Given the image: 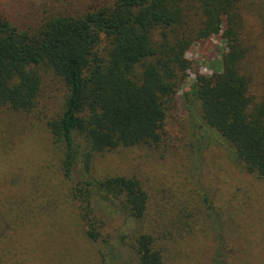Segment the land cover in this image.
Segmentation results:
<instances>
[{"label": "trees", "instance_id": "obj_1", "mask_svg": "<svg viewBox=\"0 0 264 264\" xmlns=\"http://www.w3.org/2000/svg\"><path fill=\"white\" fill-rule=\"evenodd\" d=\"M244 1L116 0L83 17L49 19L32 33L0 19V108L31 112L40 96L41 70L67 88L63 112L47 128L62 152L71 198L101 264H114L119 253L100 242L91 189L134 220L144 217L147 196L133 178L75 184L72 168L81 165L84 177L95 155L161 143L167 107L185 83L181 58L193 43L220 36L227 50L221 71L198 76L180 97L197 151L219 144L231 162L264 181V101L251 95L243 67L248 49L237 8ZM192 10L202 18L195 29L186 22ZM202 204L215 239L212 264H228L223 224L206 195ZM131 249L137 264H164L150 235L137 236Z\"/></svg>", "mask_w": 264, "mask_h": 264}, {"label": "rangeland", "instance_id": "obj_2", "mask_svg": "<svg viewBox=\"0 0 264 264\" xmlns=\"http://www.w3.org/2000/svg\"><path fill=\"white\" fill-rule=\"evenodd\" d=\"M115 1L0 0V19L32 33L49 19L83 17ZM237 12L248 49L243 67L251 79V95L264 101V0H245ZM186 22L195 29L202 18L192 10ZM226 51L221 37L213 36L193 43L182 56L185 83L167 107L158 146L95 155L84 177L81 165L73 166L75 184L133 178L146 193L144 217L134 220L91 189L100 242L118 248L114 264H137L131 244L142 234L153 238L164 264H212L215 239L203 195L223 224L228 264H264V181L231 162L219 144L199 153L180 99L198 76L221 71ZM40 75V96L31 112L0 108V264H101L71 198L73 183L65 177L62 152L47 128L63 112L67 88L49 70Z\"/></svg>", "mask_w": 264, "mask_h": 264}]
</instances>
